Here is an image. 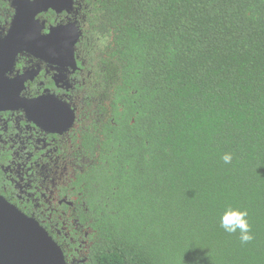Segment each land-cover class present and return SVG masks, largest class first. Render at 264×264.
Masks as SVG:
<instances>
[{
  "label": "trees",
  "instance_id": "obj_1",
  "mask_svg": "<svg viewBox=\"0 0 264 264\" xmlns=\"http://www.w3.org/2000/svg\"><path fill=\"white\" fill-rule=\"evenodd\" d=\"M85 3L110 93L74 206L43 224L67 264H264V0Z\"/></svg>",
  "mask_w": 264,
  "mask_h": 264
},
{
  "label": "flooded vegetation",
  "instance_id": "obj_2",
  "mask_svg": "<svg viewBox=\"0 0 264 264\" xmlns=\"http://www.w3.org/2000/svg\"><path fill=\"white\" fill-rule=\"evenodd\" d=\"M4 1L9 7H0V39L16 14L13 0ZM85 1L74 0L69 12L49 10L37 16L45 22L44 34L71 22L80 27L74 61L65 64L25 50L5 73L10 87L4 94L10 99L0 106V194L42 226L63 205L74 206L69 194L75 191L74 177L88 160L86 140L91 142L110 93L99 58L104 41L91 31ZM69 211L72 216L73 208ZM71 221H62L61 229L55 222L50 230L69 240L67 245L74 243Z\"/></svg>",
  "mask_w": 264,
  "mask_h": 264
},
{
  "label": "water",
  "instance_id": "obj_3",
  "mask_svg": "<svg viewBox=\"0 0 264 264\" xmlns=\"http://www.w3.org/2000/svg\"><path fill=\"white\" fill-rule=\"evenodd\" d=\"M15 9L11 27L0 39V106L9 96L7 69L19 52L28 51L39 58H49L69 64L74 61L75 44L81 35L76 23L42 31L45 22L37 16L54 10L72 11L74 0H13ZM0 264H67L64 250L48 230L34 217L22 212L0 194Z\"/></svg>",
  "mask_w": 264,
  "mask_h": 264
},
{
  "label": "clouds",
  "instance_id": "obj_4",
  "mask_svg": "<svg viewBox=\"0 0 264 264\" xmlns=\"http://www.w3.org/2000/svg\"><path fill=\"white\" fill-rule=\"evenodd\" d=\"M222 159L225 164H229L233 157L231 153H225ZM247 217V210H241L231 205H226L220 215V226L229 234L238 231L241 243L246 244L253 239Z\"/></svg>",
  "mask_w": 264,
  "mask_h": 264
}]
</instances>
